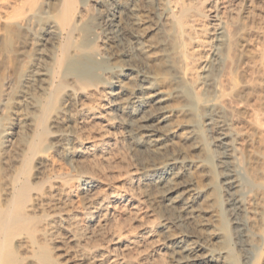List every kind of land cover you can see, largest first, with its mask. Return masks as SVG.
<instances>
[{"label":"bare ground","instance_id":"1","mask_svg":"<svg viewBox=\"0 0 264 264\" xmlns=\"http://www.w3.org/2000/svg\"><path fill=\"white\" fill-rule=\"evenodd\" d=\"M21 1L19 18L9 26L13 57L17 58L25 50L31 38L37 39L39 54L35 70L25 77L26 84L40 83L42 95L66 88L73 97L80 90L84 91L89 127L100 126L107 133L98 141H90L86 149L94 148L93 142L105 146L114 132L123 144L124 153L121 154L135 174L138 188L133 191L135 201L126 199L119 189L99 201L94 202L96 189L95 193L87 191L84 198L86 205L94 204L98 220L111 219L115 209L121 208V212L125 206L135 213L143 209L147 215V219L142 217L146 221L139 224V233L133 236L117 233L111 237L113 246L110 244L106 248L111 262H124L123 257H118L122 253L118 254L117 248H122L126 255L133 249L140 253L139 244L144 243L157 254L154 264H264V146L263 150L259 147L262 150L259 156L249 150L252 138L247 128L252 124L245 125L248 123L245 118H250L261 128V133L256 134L260 133L264 139V100L249 108L250 114L245 108H235V105L247 106L248 98H252L249 95L254 93L250 90L253 84L245 79L247 74L242 77L245 80L239 92L235 90L237 94H231V75L243 60L240 50L245 42L247 19L245 15L238 16L237 9L233 10L234 0H221V16L214 12L213 5L209 6L214 10L207 23L209 26L204 28L205 24L201 23L200 29H196L200 14L192 11L194 0ZM238 1L244 3L246 0ZM47 58L50 62L45 71L42 62L46 63ZM3 99L0 89V101ZM59 106L57 118L61 126L55 131L59 137L55 140L59 141L58 146L66 157L82 160L84 152L78 147L81 144H75L79 138L71 121L79 109L73 108L72 103V108L65 102ZM79 108L81 112L83 107ZM7 131L0 129L3 163H0L3 174L0 175L4 177V183L0 182L4 185L1 189L4 206L0 208V243L6 248L14 233L13 227L17 224L22 227L26 213L37 215L40 208L37 203L23 205L30 187L14 175L11 163L25 152L27 142L18 147ZM99 135L96 134V138ZM71 139H74L72 144L69 143ZM18 142L21 144L20 140ZM15 200L18 205L12 207ZM110 202L112 211L108 208ZM55 226L40 228L36 235L44 242L55 240L57 234L53 228L58 229ZM67 227L63 229L73 241L75 234ZM58 246L53 245L54 248ZM5 247H0V264L13 260ZM79 254L77 264H88L85 254L80 255L84 257ZM140 260L139 264L143 262ZM23 262L20 264H34Z\"/></svg>","mask_w":264,"mask_h":264},{"label":"rangeland","instance_id":"2","mask_svg":"<svg viewBox=\"0 0 264 264\" xmlns=\"http://www.w3.org/2000/svg\"><path fill=\"white\" fill-rule=\"evenodd\" d=\"M241 3H242V6H241ZM21 4H22L21 0L20 1L19 0L17 1L16 0H0V89H2V97L4 98L2 101H0V123H1L0 129L5 128L6 131L8 130L7 132L11 134L10 138L13 139L12 141L15 142L16 140L17 144L15 142V145H17L20 148L21 146L25 144L24 143L25 141L27 142V144H25L27 149L25 150V152H23V154H21L19 149L17 150L19 151L17 155L20 156L21 154V156L18 158L15 157V159L12 160V163H11L12 169L15 172L14 175L17 174L18 178L19 179L21 178L20 180L25 181L30 187V189L27 190L24 195L23 205L27 206L33 203L35 204L37 203V204H40L41 209L39 208L38 211L35 213L37 215H34L31 212L26 213V221L24 224H21L22 227L17 226V225H20V224H17L13 227V229L15 230L11 229L12 231H14V233H12L13 235L11 234L12 236L9 239V246L7 248L3 246L5 247V250L9 251V254L13 258V260L7 263L8 264L10 263L20 264L23 261L25 262L30 261V262H33L34 264L35 262L37 264H47V263L48 264H75V263L77 264L76 260L79 259V257L77 258V256L79 253H81L79 254V256L85 254L84 255L85 257L84 256H80V257H84L85 259H87L88 264H111L113 263L111 262L112 258L109 259V254L106 251V248H108V245L109 246L112 245L111 237H114V235L115 234L117 235V233L121 234V236H125L127 234L128 236L129 235L133 236L139 233L140 228H141L139 224L146 221L145 219H147V215L143 209L135 213L125 206V207H122L123 209L120 212L121 208L116 207L119 209L118 210L115 209V212L113 213V215H111V217L109 216L111 219H114L115 217L117 218L113 220L115 221L113 223L114 226L112 224L113 221L111 219H105L104 221H102L99 218V220L102 223L106 221L105 224H102L100 223V221L98 220V217L96 216V213L94 212L95 211L94 204H91V206L90 204L86 205L84 198H86L88 192L92 191L91 193H93V191L96 189L95 190L96 193L94 191L95 193L94 202L97 200L99 201L100 199L102 200V198H105L104 196L109 197V195L112 194L113 192L115 191L118 192V189H119V193L123 195L126 199L131 198V201H135V197H136L135 192L138 189L137 186H135L136 185L135 184V174L133 173L131 166L128 164V161L124 159L123 157L124 154H121V153H124L123 144L121 141H120L121 143L119 142V139L114 132L111 133L112 138L110 139V141L112 144L109 141L108 144L105 143V146H103L104 144L101 146L93 142L94 148L92 147L90 148V150L86 149V147L89 146L90 141L92 140L98 141L101 135H104L107 133H104L106 132V130L103 127H100V126H98L99 128L97 126L89 127V120H87L88 115H89L87 113L89 112H87L86 110L87 108L86 106H88V103H87V100L85 99L84 91L80 90L79 92L80 94L77 93L76 96H73V97L70 95V93H67V92H70V90L66 88L59 92H52L50 95L49 94L42 95L43 91H41L42 85L40 83L38 84V82L35 81V82H32L33 84H30V83L26 84L25 77H28L29 75H31L32 71L35 70V66H37L36 63L39 60V58H37L39 57L38 56L39 54L37 50L38 48V44L36 42L37 39L34 38L33 40L31 38V40H33L34 43H32L33 41L30 40L29 44H27L28 47L26 46L25 50L19 53L18 54L19 56L17 55L18 59L13 57L14 56L13 54H15V52H14V47H12L13 45L10 44L9 42V28H10L9 26H12V22L15 21L17 17L19 18L18 13L22 11V8L19 7V5ZM232 4H234L232 5L233 10L235 11L237 9L236 13L239 12L237 15L240 17L245 15L247 19L245 22L246 28L244 32L245 42H244V46L240 50L241 52L240 59L243 58V60L241 59L240 61L241 64L239 63L237 66L239 67V69L235 68L232 73L233 76L231 75V82H232L231 94L233 93L234 95L233 94L232 95L235 96L237 94L235 90L239 92L242 84L244 83L243 80L245 79L246 81L249 80V82L255 85L256 87L253 85H251L250 87V90H252L254 94L249 95V97H252V98H248L250 100V101L247 100L248 105L245 107H242L241 105L239 106L235 105V108L237 109L243 110L245 108V110L248 111L249 108H251L254 105H257L260 101L262 102L264 100V87H263L264 86V43H263L264 42V0H246L244 3L239 2L238 0H234ZM212 5H213V8L212 7L211 8L216 11L209 9V6H212ZM221 6H222L221 0H194L192 11L197 12L196 14L198 15L200 14L201 16V18L200 16H197L198 27H196V29L201 28L199 27L201 23L203 25L205 24L204 28L209 26L207 23H209L210 21L209 19H210V14L212 15V11L216 12L217 14L221 16L222 14ZM239 7L241 8V10ZM204 18L205 20H203ZM245 55H247V57ZM11 56L13 57V59L11 58ZM11 59H12V62L15 59L14 61L15 63L13 62L15 64L14 67L12 65L13 63L11 62ZM250 59L252 61H250ZM247 60L249 61L248 63L249 65L247 64L248 62ZM46 61H47L46 63L42 62L44 66L43 68L45 69V71L46 69L48 70L49 68L48 63L50 62V59L47 58ZM46 64H48V66H46ZM247 69H251V72L253 74L250 72V70H247ZM247 74L248 76L246 77L245 75ZM249 75H251L252 78ZM242 77L243 78L246 77V78L242 79ZM240 80L242 81L240 82ZM252 80L254 82H252ZM30 85L33 87H31ZM239 86L240 88L237 89V87ZM32 88L33 90H31ZM37 88H39V92L37 91L38 90ZM64 90H66L65 93L67 94V96L64 93ZM62 94L65 95L66 97L63 96ZM77 96H79V98ZM28 98L30 99L28 100ZM68 99L72 101L70 102V100ZM82 99L84 102L82 101ZM64 102H65V105H67V107L69 108H72V106L73 108H76L77 106V109H79L78 112L76 113L77 115L76 114L75 116L72 115L73 117L71 118V121L73 122L72 126L74 125L73 129L77 133V139L79 138L78 141L76 140L77 142H75V144L77 145L81 144L78 147L79 148L81 147L80 150L84 152L82 154V157H85V158H82V160L80 159L79 161L81 162H79L78 159H75V157H70V159L69 157H66L61 151L60 146H58L59 141H56L57 140L56 138H59V137L56 136L57 133L55 131H57V129H59V127L61 126V121L59 120V118H57L58 109L61 107L59 105L64 104ZM71 103H72V106H71ZM79 107H83V109H81V112H79L80 111ZM79 113L81 116L79 115ZM248 114H250L249 111H248ZM83 118L85 119L83 120ZM245 119H247V122H248L245 124L247 125V127L248 126L250 127L252 124V127L247 128L248 133H250V136L252 138L251 142L249 141L248 143L249 150L254 151V153L257 154V156H259L258 154L263 150L261 147L264 146V143H263L264 139L262 140L261 139L262 137L260 135L261 128L258 126V124H256L250 118L247 117ZM55 123L57 124L55 125ZM19 126L21 127L19 128ZM53 126L55 128H53ZM87 126L89 127V129ZM97 128L99 130L95 131V129ZM250 129L252 131H249ZM258 129L260 130L258 131ZM28 130L29 132H31V134L28 132ZM101 130H103V132ZM18 132H20L19 135H18ZM257 132H260V133L256 134ZM95 133L97 135L100 134L98 138H96ZM86 137H90V138H86ZM65 138H68V136ZM258 139L259 140L261 139V140L260 142L256 143V140L259 141ZM18 140L21 141V144H19ZM71 140L69 141V143L71 144L74 143V139L72 141ZM0 141H1V136H0ZM121 144L122 146L120 147L119 145ZM51 146L52 147L54 146L55 148L54 147L52 148ZM256 146L258 147V149ZM97 152L101 154L103 153V155H100V154L98 155ZM101 157H105V159ZM42 161H45V162H42ZM0 163L3 165L1 159H0ZM1 164L0 166H2ZM15 165H17V167ZM82 167H85V168H82ZM0 168L2 169V167ZM1 169H0V172H1ZM0 174H2V172ZM74 176H77V177H74ZM113 176H116V178L118 179H116ZM0 177H1L0 182L3 184L4 177L1 175ZM103 178H105V181L102 180ZM129 178H131L132 180L131 179L129 180ZM83 180L90 181L91 183L85 184ZM1 183H0V208L4 206L3 200L1 197L3 195V191H1V189L4 185H2ZM91 184L92 186L90 187L91 188L90 190L89 186ZM114 188L116 190H114ZM83 192L86 194H84ZM37 195L39 197L41 195L40 198L42 201L39 200ZM110 199L111 198H108L107 200H110ZM43 202H44V205H43ZM111 204L112 203L110 202L109 206ZM13 205L14 206L12 207H16L18 205V202L15 200ZM108 208H109V211H112L111 209L112 205ZM108 208H107V212H108ZM123 210L125 211L123 212ZM133 213H135V215ZM142 217L145 219H143ZM109 221L112 225L110 223L107 224V222ZM42 222L46 224H43ZM122 223H123V226H122ZM41 224H43L42 226L44 228H49V226L52 224H54V226L56 225L55 227H58V229L56 228H53V229L55 230L57 234V238H56L57 240L55 239V240L46 241V242L42 241V239L39 238L38 236L39 234L37 232V230H39L40 228H43L41 227ZM137 225H139L140 227ZM63 226L64 227L68 226L67 228H71V232L75 234L73 241L67 238L68 234L65 233ZM125 229H129V230L127 231ZM113 230H116V233H114L115 231ZM96 231L98 233H96ZM111 232L113 233V235H111L112 234ZM0 241H2V239H0ZM106 241L107 242L109 241L108 244ZM21 242L24 244H22L21 247H17L18 245L21 244ZM0 244H1L0 247L3 248L2 247L3 244L2 243ZM6 244L7 242H4V245ZM53 245H59V246L58 248H54ZM140 246L142 247V250L144 249V251L140 249L141 248ZM144 246H145L144 243L139 244L140 248L138 249H140L139 250L140 253H137L138 250L136 251L133 249L130 254L126 255V253L125 254L123 253L124 250L122 248H117V247H116L117 248L116 252L118 254L122 253L120 254L121 256L118 255V257L119 258L123 257L124 259L123 264H139L140 259L143 261L141 262V264H154L157 259V254L151 249V247H148L146 245L144 248ZM232 247L235 250V245L233 243H232ZM122 255H125L126 257ZM16 259H18L19 261H17ZM105 262H108V263H105Z\"/></svg>","mask_w":264,"mask_h":264}]
</instances>
